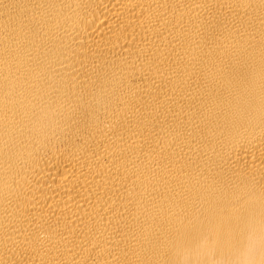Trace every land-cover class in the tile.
I'll list each match as a JSON object with an SVG mask.
<instances>
[{
  "label": "bare ground",
  "instance_id": "1",
  "mask_svg": "<svg viewBox=\"0 0 264 264\" xmlns=\"http://www.w3.org/2000/svg\"><path fill=\"white\" fill-rule=\"evenodd\" d=\"M0 264H264V0H0Z\"/></svg>",
  "mask_w": 264,
  "mask_h": 264
}]
</instances>
